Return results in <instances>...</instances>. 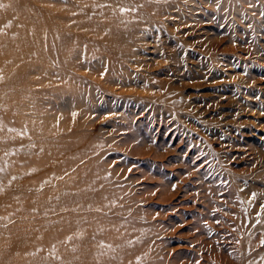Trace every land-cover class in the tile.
Listing matches in <instances>:
<instances>
[{
  "label": "rangeland",
  "instance_id": "rangeland-1",
  "mask_svg": "<svg viewBox=\"0 0 264 264\" xmlns=\"http://www.w3.org/2000/svg\"><path fill=\"white\" fill-rule=\"evenodd\" d=\"M15 1L0 9V50L9 43L19 50L21 39L43 43L35 59L1 54L0 76L17 94L13 103L2 95L0 103L12 104L25 126L39 123L44 136L36 142L50 137V150L62 152L54 170L61 159L73 167L46 181L35 199L51 200L62 186L73 191L70 205L79 212V197L88 207L101 196L117 235L131 228L123 218L130 214L144 236L134 248L145 254L139 264H264V0H140L162 9L149 7L136 29L117 23L128 32L121 59L113 49L118 39L60 26L62 42L69 33L74 38L57 46L55 69L46 44L54 39L53 15L77 0ZM91 58L118 68L102 66L95 77ZM80 90H92L91 102ZM6 131L0 178L4 167L12 177L0 179V199L8 200L0 204V246L12 244L7 229L17 223L19 197L10 193L22 189L14 177L26 161L15 168V159L29 155L19 131ZM73 134L76 149L57 148ZM70 151L85 155L73 161Z\"/></svg>",
  "mask_w": 264,
  "mask_h": 264
},
{
  "label": "bare ground",
  "instance_id": "bare-ground-1",
  "mask_svg": "<svg viewBox=\"0 0 264 264\" xmlns=\"http://www.w3.org/2000/svg\"><path fill=\"white\" fill-rule=\"evenodd\" d=\"M7 1L8 0H0V9L3 8V5ZM17 1L19 0L15 2ZM57 2L61 3L62 0H57ZM145 3L147 5L141 3L140 0H77V2L67 3L63 11H59L56 15H53V26L56 29L54 28V39H48L46 43L47 46H49L48 66L55 69L56 63H58V55L55 53L57 46L61 48L62 45L65 46L66 43H69V39L74 38V36H72L73 34L69 33L67 34L68 38L66 37L67 41L62 42L61 37H64V35L59 33L60 26L69 25L71 27L73 23L75 25L78 24L89 27L92 32L97 34V36H101L103 39H118L119 45L116 43L117 46H113L114 53L117 58L121 59L118 55H122L123 58L125 54L120 45L121 41L125 39L126 33H128L126 32L128 28H130V30L133 28L136 29L137 27L139 28L146 21L145 12L149 11V7L154 11L161 8L160 5L150 6L151 3H149V1ZM11 16L12 14H10L9 17L13 18ZM74 17L79 20L72 21ZM4 19L5 15L0 12V30H2L1 24ZM118 22L126 24L127 30L125 31L124 29L121 30V28H118ZM16 27L18 30L19 25ZM1 35H6V32L0 31V36ZM41 40L42 39H37V41L36 39H21L22 42L20 47L22 49L20 48L19 50H15L9 43L7 47H3L4 50H0L2 51V53H0V58H2V56L4 59L13 58V61L22 59V57L38 58L41 56L40 47L43 43ZM1 54L3 55L1 56ZM86 57L88 58V56ZM97 60L98 59L94 60L92 58L90 60V68L91 65H94L93 68L97 66L95 68V73L97 74H93L95 77L96 75H100L99 73L101 69H103L101 68L102 66L105 67L106 65L109 69L118 68V63L116 64L114 60H108L107 58L103 63H101L102 60ZM14 64L15 63L11 61L8 64V68L16 66ZM53 73L54 71L52 74ZM101 75L106 77L109 82L115 79L110 73L107 74L104 72ZM5 77L6 75L0 76V97L5 95L8 99L10 98L13 103L14 99L16 100L17 93L12 86H5L8 82L5 80ZM61 77L64 76L60 75V78ZM116 79L118 81V78ZM125 81H128L127 77L119 80V82L123 84ZM41 90L42 89L38 90V96L43 93V90L42 92ZM85 91L86 90H80L79 96L81 99H89L88 102H91L93 98L92 90ZM10 100L9 102H5L11 104ZM3 102L0 103L1 143H3L2 140L4 138L3 133H7L6 130L9 131L15 127V129L20 132L16 135L21 136L23 152L29 151V155L27 159L23 155L17 158V161L15 159V168H18V164L20 163L24 165L25 161L26 165H24V168H18L17 176L16 178L14 177L16 183L13 186H20L22 189L10 193L11 195L16 194V196L19 197V199L16 200V206L19 210L16 211L15 221L17 223L21 221V223L24 224L19 225L16 223L15 227L12 228L13 231H9L10 227L7 229V233H12V244L0 246V264H139V259H141L143 255L145 256V254L142 253L137 256L138 252L134 253V248L138 244L137 242L144 236L141 233L142 227L138 228L136 226L135 221L130 218V214L123 218H127L128 222H132L130 225L131 228L128 229L129 231H127V233H120L117 235L116 228L114 227L115 225L111 226L110 222L105 217L108 211H106L105 205L101 203V196L97 198L94 204H92L89 199L88 207L86 206V197H79V212L77 210H72L70 205V202L73 204L76 200L75 196L71 198L73 191H64L62 186L56 190H52L51 200L49 199L46 202H42L35 199V196H38L45 187L46 181L47 183L51 182V179L59 175L62 176V172L67 171L68 168L72 169L73 167L71 165L63 167L61 164L64 160L61 159V161H58L60 163L58 165L56 164V167H59L61 170H54L51 165L60 159L59 156L62 152H57L53 149L50 150L52 144L49 143V141L51 142L50 137H45L44 140L36 142L38 138L44 136L41 134L43 128L40 127L39 123H37V127H35L34 122L27 121L28 125L25 126L26 120L19 116V114L14 115L15 113H12L10 109V107H13L12 104L10 107L6 108ZM83 122L84 121H81V123ZM76 136V134H73L64 147L59 146L57 148H63L64 150L69 148L76 149L78 146L75 141ZM71 151L69 155L73 157V161H77L85 155L82 151L78 153ZM20 158L23 160L19 161ZM1 163L2 161H0V164ZM10 171L7 167L3 168L0 178L3 182L4 180L6 182H11L12 171ZM6 175H8L9 179H6ZM30 178L35 180L32 181ZM45 178L47 179L44 180ZM1 182L2 181H0V183ZM38 183H41V185ZM49 185L51 186V184ZM3 203L7 204L8 200L6 202L4 198L0 199V204ZM90 205H92V207ZM114 217H117L116 214ZM121 221L124 220L121 219ZM8 226L11 225L8 224L7 227ZM132 226H134L135 229ZM45 229L47 232L44 231Z\"/></svg>",
  "mask_w": 264,
  "mask_h": 264
}]
</instances>
